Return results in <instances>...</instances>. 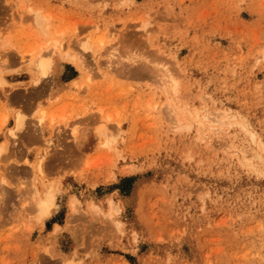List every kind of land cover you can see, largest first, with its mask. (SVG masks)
Returning <instances> with one entry per match:
<instances>
[{
  "label": "rangeland",
  "instance_id": "1",
  "mask_svg": "<svg viewBox=\"0 0 264 264\" xmlns=\"http://www.w3.org/2000/svg\"><path fill=\"white\" fill-rule=\"evenodd\" d=\"M0 124V264H264V0H0Z\"/></svg>",
  "mask_w": 264,
  "mask_h": 264
},
{
  "label": "bare ground",
  "instance_id": "2",
  "mask_svg": "<svg viewBox=\"0 0 264 264\" xmlns=\"http://www.w3.org/2000/svg\"><path fill=\"white\" fill-rule=\"evenodd\" d=\"M48 17H41V21L39 20V21H37V19L38 18H36V21H37V24L40 26V29H41V31H42V33L44 34V35H49V30H48V28H46L44 25H43V22H44V20H46ZM56 36H59L58 34L56 35ZM108 41V40H107ZM105 43H107V42H105ZM112 43V42H111ZM99 45L101 44V45H104L103 44V40H101L100 39V41H99V43H98ZM115 44V46L118 44V43H114ZM114 44H112L113 46H114ZM47 45L48 46H50V50L51 51H49V53H51V52H55L57 49H59L60 50V43H59V41H57L56 39L55 40H53L52 42H50L49 44L47 43L45 46L43 45L42 47H40L39 48V51L41 50H44V49H46V47H47ZM86 45V44H85ZM111 45V46H112ZM107 46H109V45H107ZM87 47V48H86ZM86 47L84 46V48L83 49H88V47L89 46H87L86 45ZM113 48V47H112ZM36 49H37V47H36ZM113 49H115V48H113ZM116 49H117V47H116ZM47 51V52H48ZM57 52V51H56ZM110 52V51H109ZM30 53H32L33 55H35L37 52H35V50L33 49V50H30ZM42 53V52H41ZM40 53V54H41ZM63 54V53H62ZM73 54V53H72ZM116 54V53H115ZM113 55V54H112ZM55 56V55H54ZM61 55H59L58 56V58L60 57ZM115 56H117V55H115ZM81 57V56H80ZM79 57V58H80ZM110 57V56H109ZM113 57V56H112ZM61 58V57H60ZM65 58H70V54H66L65 55ZM64 58V59H65ZM82 58V57H81ZM111 58V57H110ZM63 59V60H64ZM71 59L73 60L74 59V57H71ZM77 59V58H76ZM130 59V58H129ZM29 60V59H28ZM31 60V59H30ZM29 60V61H30ZM62 60V59H61ZM83 60V59H82ZM113 60H114V57H113ZM130 60H132V59H130ZM107 61V60H106ZM105 61V62H106ZM32 62V61H31ZM104 62V63H105ZM120 62V61H119ZM122 62V61H121ZM120 62V63H121ZM53 63H54V59H53V56H51V55H36V59L34 58V67H35V70H36V73H37V78L34 80V83L35 84H37V85H39L38 83H39V81L40 80H44L45 78H47L49 75H50V72L52 71V68H53ZM78 63V62H77ZM81 63V62H80ZM103 63V64H104ZM108 65H106L105 66V64H104V66H105V69L107 68V69H109V68H113V64L112 63H110V62H106ZM112 64V67H111V65L110 64ZM119 63V64H120ZM79 64V63H78ZM122 64V63H121ZM100 65H102V64H100ZM79 66H80V64H79ZM82 66H84L83 65V62H82ZM164 67V66H163ZM163 67L161 66V68H159V71L161 70V69H163ZM61 68V67H60ZM61 71V70H60ZM161 74V80H159V82H161L160 83V85H162L161 86V88L164 90V86L165 87H167L168 86V84H170L169 86L171 87V89L174 91V93H177V90H176V86H175V84L173 83V79L172 78H170V76L168 75L169 73H168V70H162V72L160 73ZM49 78V77H48ZM167 86H166V85ZM36 87V86H35ZM169 88V87H168ZM167 90V89H166ZM168 92V91H167ZM165 94H166V92H165ZM55 100V99H54ZM52 102V101H51ZM170 105V104H169ZM169 107V106H168ZM204 107V106H203ZM208 107V106H207ZM206 107V108H207ZM177 108V107H176ZM179 108V107H178ZM177 108V109H178ZM180 109V108H179ZM169 110H170V112H172V114L173 113H176V111L174 110V108L171 106L170 108H169ZM182 110V109H181ZM202 110V109H201ZM208 110V109H207ZM205 111V110H204ZM169 112V113H170ZM181 112H183V111H181ZM178 113V112H177ZM199 113V112H198ZM48 114H49V112L47 111V110H45V109H42V110H38V116H37V125L39 126V128L40 129H43L46 125L47 126H50L51 125V123L54 121L53 119L54 118H56V117H54V115H51V117L50 116H48ZM179 114V113H178ZM204 114H205V112H204ZM211 113H207L206 112V114L204 115V117H203V119L204 120H208V122L210 121V122H214L215 123V120H213V119H211L210 117H211ZM5 116V115H4ZM181 116V115H180ZM195 116V115H194ZM20 117V115H18V117H16V119H17V123H15L16 125H15V130L17 129V128H19L20 126H21V123L23 122V119H22V117L21 118H19ZM179 117V116H178ZM2 119H4V118H2ZM192 119V118H191ZM200 119V118H199ZM47 120H49V121H47ZM3 120H1V122H2ZM5 121H6V119H5ZM5 121H3V122H5ZM50 122V123H49ZM205 123V122H204ZM4 124V123H3ZM207 124V123H206ZM211 124H213V123H211ZM1 125V124H0ZM100 126V125H99ZM106 126V124H104L103 123V125H101V128H100V130L99 131H97V132H99V134H101V135H103L104 134V131H105V127ZM202 126V125H201ZM14 127V126H13ZM14 129H12V130H10V136H12V137H15L16 136V133H15V130ZM72 129V128H71ZM76 129H78V128H76ZM75 128L73 129V130H71V134L73 135V136H75L76 137V135H77V130H76ZM18 130H21V129H18ZM209 130V129H208ZM39 131V130H38ZM220 131V130H219ZM223 131V130H222ZM245 131H247V130H245ZM251 132V131H250ZM217 133V132H216ZM98 134V135H99ZM108 134V133H107ZM100 136V135H99ZM107 136V135H106ZM214 136V135H213ZM217 136H218V134H217ZM216 136V137H217ZM226 137V136H225ZM225 137H224V139H225ZM253 137H254V135H253ZM252 137V138H253ZM257 137V136H256ZM104 138V137H103ZM109 138V137H108ZM214 138V137H213ZM213 138H211V141L212 140H214ZM220 138V137H219ZM221 138H223V137H221ZM251 138V139H252ZM229 139V138H228ZM14 140V139H13ZM207 140V139H206ZM218 140H220V139H218ZM253 140H254V138H253ZM208 141H209V139H208ZM207 141V142H208ZM217 140L215 139V142H216ZM214 141H212V143H213ZM218 142V141H217ZM254 142L255 143H257V141H255L254 140ZM258 142H260L259 141V139H258ZM211 143V142H210ZM214 144V143H213ZM213 144H211V145H213ZM219 144H221V143H219ZM225 144V143H224ZM254 144V143H253ZM109 145V141L108 140H106L105 142H104V146H108ZM202 145V144H201ZM260 145H262V144H260ZM204 146V145H203ZM207 146V145H206ZM258 146V145H257ZM256 146V147H257ZM211 147V146H210ZM261 148H262V146H261ZM6 149H7V147H6ZM258 149H259V147H258ZM4 150H5V147H4V144H1L0 143V158H1V156H2V154H3V152H4ZM209 152V151H208ZM47 153V152H46ZM244 153V152H243ZM263 153V152H262ZM261 153V154H262ZM256 154V153H255ZM259 155V154H258ZM43 156V155H42ZM41 155H40V160H39V163H38V165H37V169H36V171H38V173H42V165H43V162L44 161H42L43 159H44V156L42 157ZM243 156V155H242ZM246 156V155H245ZM245 156H243L242 158H244ZM255 156V155H254ZM259 157H260V155H259ZM258 157V158H259ZM258 158H257V160H258ZM2 159V158H1ZM259 159H262V158H259ZM244 160V159H243ZM248 161V160H247ZM263 161V160H262ZM0 162H1V160H0ZM8 161H6V164H5V166L8 164L7 163ZM12 164H14V163H12ZM11 165V163L9 164V165H7V166H10ZM89 165V164H88ZM1 166V165H0ZM14 167V166H13ZM1 168V167H0ZM32 168H35V167H32ZM34 171H35V169H34ZM0 172H1V169H0ZM52 188V187H51ZM1 191L2 190H0V193H1ZM4 191V190H3ZM5 192V191H4ZM4 192H3V194L2 195H6V194H4ZM47 192V191H46ZM33 193H34V190H33ZM32 193V194H33ZM8 194H9V192H8ZM29 196V195H28ZM29 197H31V196H29ZM35 197V196H34ZM33 196H32V198H34ZM1 199V198H0ZM38 204H39V206H40V209H39V211L41 212V217H43V218H48L50 215H51V208H54L53 206H55L54 205V195L53 194H51L50 193V189L48 190V192L46 193V195H45V198L44 199H42L41 201H39L38 202ZM75 204H77V207H78V203H77V201H76V199H73L72 201H71V205H70V207L72 206V208H74L75 206ZM74 206V207H73ZM92 206V205H91ZM93 207V209L94 210H96L97 209V207L95 206V205H93L92 206ZM113 207V206H112ZM116 207H115V209L114 208H112L111 210H110V213H109V217H112V215H113V211H115L116 212ZM72 210V209H71ZM98 210V209H97ZM95 212V211H94ZM98 213V212H97ZM108 217V218H109ZM41 221V220H40ZM64 264H74L73 263V261H65L64 262Z\"/></svg>",
  "mask_w": 264,
  "mask_h": 264
}]
</instances>
